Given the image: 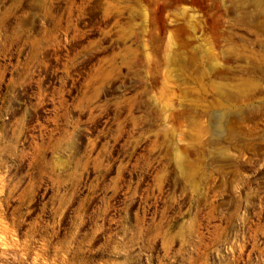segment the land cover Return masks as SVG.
Returning <instances> with one entry per match:
<instances>
[{
	"label": "rangeland",
	"instance_id": "obj_1",
	"mask_svg": "<svg viewBox=\"0 0 264 264\" xmlns=\"http://www.w3.org/2000/svg\"><path fill=\"white\" fill-rule=\"evenodd\" d=\"M0 264H264V0H0Z\"/></svg>",
	"mask_w": 264,
	"mask_h": 264
},
{
	"label": "bare ground",
	"instance_id": "obj_2",
	"mask_svg": "<svg viewBox=\"0 0 264 264\" xmlns=\"http://www.w3.org/2000/svg\"><path fill=\"white\" fill-rule=\"evenodd\" d=\"M177 164H178L179 169H180L182 172H183V171L185 172L182 161H181V160H178V161H177Z\"/></svg>",
	"mask_w": 264,
	"mask_h": 264
}]
</instances>
